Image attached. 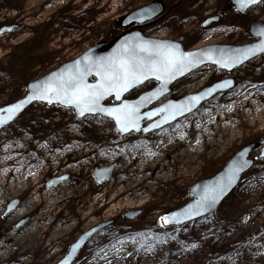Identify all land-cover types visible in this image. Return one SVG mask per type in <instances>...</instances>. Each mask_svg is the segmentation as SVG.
Returning a JSON list of instances; mask_svg holds the SVG:
<instances>
[{
    "label": "rangeland",
    "instance_id": "1",
    "mask_svg": "<svg viewBox=\"0 0 264 264\" xmlns=\"http://www.w3.org/2000/svg\"><path fill=\"white\" fill-rule=\"evenodd\" d=\"M153 1L0 0V30L14 27L0 35V107L21 98L28 82L117 36L118 18ZM159 1L166 14L143 33L180 41L187 51L252 44L256 40L248 33L250 24H264V3L240 14L230 9L231 0ZM213 15L220 20L203 27ZM225 79H233L235 86L149 135L121 137L109 119L77 120L73 110L39 104L0 132V264H60L71 245L98 226H103L101 232L72 264H264V160L258 159L264 150L258 146L264 139V111L256 119L249 116L255 106L264 108V55L230 74L203 67L172 86V94L151 109ZM155 86L150 82L127 98ZM221 113L230 115L234 137L222 132ZM250 145L256 146L250 157L253 169L215 214L185 227H161L162 216L191 200L194 184L215 176ZM156 146L167 149L161 167L149 158ZM111 166L115 169L110 180L97 185L94 170ZM67 175L71 177L65 182L49 187L54 178ZM18 176L27 183L17 187L13 182ZM160 176L165 179L157 180ZM140 183L142 192L121 195ZM35 188L44 194L51 191V200L62 203L54 211L49 204H36ZM14 200L19 205L5 215ZM42 209L53 214L40 223ZM139 210L142 214L134 221L124 217Z\"/></svg>",
    "mask_w": 264,
    "mask_h": 264
},
{
    "label": "water",
    "instance_id": "2",
    "mask_svg": "<svg viewBox=\"0 0 264 264\" xmlns=\"http://www.w3.org/2000/svg\"><path fill=\"white\" fill-rule=\"evenodd\" d=\"M262 1L263 0H255L254 3H250L249 0H232L234 9L242 14L247 13L251 8L259 5ZM164 12L165 5L162 1L157 0L118 19L117 23L121 25L122 29L130 28L133 25H146L147 27V25L155 24ZM219 20L220 17L218 16L212 17L204 23V27L217 23ZM13 30L14 27L2 28L0 30V35L11 33ZM248 33L252 39L256 40L255 43L244 46L216 44L192 51L185 50L183 44L179 41L146 37L138 32H131L117 37L111 36L110 41L98 43L85 51L80 57L64 64L59 69L51 72L43 78L28 82L25 86V94L23 97L0 107V132L15 124L33 105L39 104L48 108L58 106L63 109L73 110L77 120H83L87 117L95 116L109 119L114 123V132L121 137L127 136L131 133L142 135L152 134L195 113L203 104L221 93H226L235 86L233 79H225L212 86L205 87L197 94L189 95L179 100H169L166 104L151 109L152 106L157 104L164 97L172 94V86L203 67L211 66L217 71H224L230 74L254 59L263 56L264 50L256 49L257 46L264 47V24L261 22H252L249 26ZM142 44L171 48L178 50L180 53L198 54L200 59L196 60L194 57H189L188 60H192L193 62L188 63L186 61L182 70L176 72L174 76H166L164 80H158L156 76L150 75L147 79L141 80L140 83L132 84L127 91L121 92L119 97L113 92L104 96V98L100 100V105L104 108H114L127 104L137 109V114L139 116V120L137 121L139 130L130 128L127 132L120 131L115 119L107 115L105 112H85L84 115H80L79 109H77L75 105L61 102L62 98L53 94H50L48 99L33 98V93L37 87H43L47 83L55 84L61 76L67 77L69 74L83 70L86 67L93 69L91 74L86 77L87 83L95 84L100 79L95 71L97 65L106 63L109 59L118 57L126 48L136 49L138 45ZM249 48L254 49L253 53H250L247 58L241 57L239 63H232L230 67L226 68L223 67L222 64H217L215 62L217 59L239 56L240 53L245 52ZM208 50H211V52L208 53ZM206 53L210 54L212 59H208ZM150 82L156 83V86L153 89L140 94L137 98H127V96L133 91ZM110 101H112V104L108 103ZM16 105H20V107H14ZM258 146H264V139L258 144ZM255 149V145L245 147L235 154L225 167L215 176L194 184L189 190L191 200L182 208L168 212L162 216L160 218L161 227L165 229L180 228L215 214L223 202L239 187L242 177L253 169L254 160L250 157ZM258 159L264 160V150H262ZM114 169L115 166L105 169H95L93 177L96 180V184L100 185L110 180ZM67 179V176L55 179L48 185L49 187H56ZM214 188L217 190L215 201H205L204 198L208 196ZM220 188H223V191H219ZM18 205V200L12 201L8 205L5 215L14 211ZM185 213H187V215H185ZM141 214L142 212L140 210L131 211L126 213L124 217L127 220L134 221L138 219ZM164 217H167V221L163 219ZM26 223L27 220L22 221L19 226L22 227ZM102 229L103 226H98L84 232L80 238L71 245L69 252L60 264H72L83 248L87 246V244L99 232H101Z\"/></svg>",
    "mask_w": 264,
    "mask_h": 264
},
{
    "label": "snow or ice",
    "instance_id": "3",
    "mask_svg": "<svg viewBox=\"0 0 264 264\" xmlns=\"http://www.w3.org/2000/svg\"><path fill=\"white\" fill-rule=\"evenodd\" d=\"M249 2L254 3L255 0H249ZM256 50H264V47L257 46ZM253 51V48H249L239 56L221 58L215 62L227 68L232 63H239L241 57L247 58ZM210 52L211 50H208V53ZM208 53H206L207 58L212 59ZM189 57L200 59L198 54L180 53L175 49L148 44L138 45L136 49L126 48L118 57L96 66V75L100 79L95 84L87 83L86 77L91 74L93 69L86 67L67 77L61 76L55 84L47 83L43 87H37L33 98L48 99L49 95L53 94L61 97V102L75 105L79 109L80 115H84L85 112H105L115 119L120 131L127 132L130 128L139 130L137 109L127 104L104 108L100 105V100L113 92L119 97L121 92L127 91L132 84L140 83L150 75L156 76L158 80H164L166 76H174L176 72L182 70L186 61L193 62L188 60ZM14 107L18 108L20 105ZM219 191H223V188H220ZM216 195L217 190L214 188L204 200L214 202ZM163 219L167 221V217Z\"/></svg>",
    "mask_w": 264,
    "mask_h": 264
},
{
    "label": "bare ground",
    "instance_id": "4",
    "mask_svg": "<svg viewBox=\"0 0 264 264\" xmlns=\"http://www.w3.org/2000/svg\"><path fill=\"white\" fill-rule=\"evenodd\" d=\"M54 0H50V2L49 3H51V2H53ZM261 89H264V86H262L261 87ZM264 91V90H263ZM262 91V92H263ZM262 96L264 97V92L262 93ZM238 97V95H236V97L235 98H237ZM245 102H247L246 100H245ZM238 106H240L241 108H242V106H245V107H247L245 104H241V103H239L238 104ZM244 110V109H243ZM255 110V111H254ZM263 111H264V108H261L260 107V105H257V106H255L254 108H253V110H251L250 112H254L252 115L251 114H249V116H250V118L252 117V116H254V119H256V118H258V116H261L262 114H263ZM229 116L230 115H228V118L226 117V115H225V113H221V115H220V119H219V121H220V127L222 128V132L225 130V131H227V132H229V134H230V136H232V137H234V135H235V132H234V130H235V128H233V123H231V121H232V119L231 118H229ZM211 126V128L213 129V131H214V133L216 134V132H217V130L215 129L214 130V126L213 125H210ZM209 137V134H207V138ZM213 138H215V135H214V137ZM153 152H154V154H152V155H150L149 156V158L151 159V162L153 161V162H157V167H161V161H160V157L163 155V154H167V149L166 148H162L161 149V147H159V146H156L155 148H153ZM163 160L164 161H166V157L165 158H163ZM134 162V160H132V163ZM132 163H130L128 166H131L132 165ZM46 164V163H45ZM141 164V163H140ZM139 164V165H140ZM145 169H144V171H143V173H146L147 172V166L145 165ZM41 168V165H39L38 167H37V169H40ZM158 169V168H157ZM160 172V171H159ZM29 173V172H28ZM142 173V174H143ZM16 174H17V172H16ZM30 174V173H29ZM7 175V174H6ZM5 175V176H6ZM24 174H22V176H23ZM31 175V174H30ZM32 177H35L36 176V173H34L33 175H31ZM17 179V178H16ZM164 180L165 179V177H162V176H160V177H158L157 178V180ZM19 180V181H18ZM13 183H16L17 184V187H19V186H21L23 183H27L25 180H22V178L20 177V176H18V179L15 181V182H13ZM13 187V186H12ZM129 188L130 189H128V190H126V191H124V192H122L121 193V195L122 194H127V193H130V194H133V193H139V192H142V189H141V183L140 184H137V185H135V186H129ZM38 190H40V189H38V188H35L34 189V191H35V193H34V195H35V198H36V201L34 200V202L36 203V204H38V202L39 203H41V204H49L50 205V208L52 207V211H54V209H55V207L57 206V205H59V204H61L62 202H60V201H55V203L51 200V198H54L53 196V194L51 193V191L50 192H48L47 194H44V193H40V191H38ZM131 202H128V203H126V204H130ZM49 208V207H48ZM46 209V208H45ZM52 211L51 210H48V211H44V209H42V211H40V214H41V217H40V219H39V221H40V223L41 222H43V220L45 219V216L47 215V217H51L52 216ZM48 224H50V223H48ZM42 226H47V224L46 225H43V224H41Z\"/></svg>",
    "mask_w": 264,
    "mask_h": 264
},
{
    "label": "flooded vegetation",
    "instance_id": "5",
    "mask_svg": "<svg viewBox=\"0 0 264 264\" xmlns=\"http://www.w3.org/2000/svg\"><path fill=\"white\" fill-rule=\"evenodd\" d=\"M165 11H166V8H165ZM129 14V13H128ZM128 14H125L124 16L128 15ZM122 16V17H124ZM120 17V18H122ZM116 24L118 25V27L120 28L121 32L117 35V36H120V35H124V34H127V33H131V32H138V33H143V31H145L146 29H150L154 26H156L158 24V22L154 25H146L145 26H142V25H133L132 27H130L129 29H122L121 28V25L117 23L116 21ZM144 34V33H143ZM116 37V36H114ZM111 38V35L109 36V39ZM108 41V40H107ZM57 173V172H56ZM68 178H70L71 176L67 175ZM54 179H57V178H54ZM50 183V182H49Z\"/></svg>",
    "mask_w": 264,
    "mask_h": 264
},
{
    "label": "trees",
    "instance_id": "6",
    "mask_svg": "<svg viewBox=\"0 0 264 264\" xmlns=\"http://www.w3.org/2000/svg\"><path fill=\"white\" fill-rule=\"evenodd\" d=\"M228 4H229V6H230V9H232V6H233V5H232L231 1L228 2ZM21 84H22V83H21ZM24 85H25V84H24ZM23 91L25 92V90H23ZM220 228H221V227H220ZM220 228H219V229H220ZM222 230H223V229H220V231H222Z\"/></svg>",
    "mask_w": 264,
    "mask_h": 264
}]
</instances>
